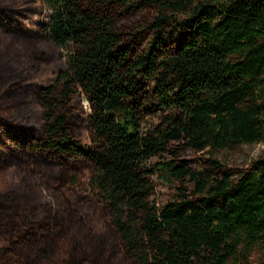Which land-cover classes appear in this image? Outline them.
I'll list each match as a JSON object with an SVG mask.
<instances>
[{
  "label": "trees",
  "instance_id": "16d2710c",
  "mask_svg": "<svg viewBox=\"0 0 264 264\" xmlns=\"http://www.w3.org/2000/svg\"><path fill=\"white\" fill-rule=\"evenodd\" d=\"M260 143L264 0H0V264H264Z\"/></svg>",
  "mask_w": 264,
  "mask_h": 264
},
{
  "label": "rangeland",
  "instance_id": "374dc122",
  "mask_svg": "<svg viewBox=\"0 0 264 264\" xmlns=\"http://www.w3.org/2000/svg\"><path fill=\"white\" fill-rule=\"evenodd\" d=\"M44 15L42 17V20L47 19V15L50 12V9L48 7H44L43 9ZM65 59L57 60L56 62L46 65L43 70L40 72V74L36 77V81L46 83L48 82L52 76L54 75V72L58 70L59 68H64L67 66V50L64 51ZM86 106H88L87 100H85ZM264 155V144L260 143L255 146L249 147L245 146L242 148V150L236 155V156H228L227 158V165L231 168L233 167H246L251 161L259 158L260 156ZM2 177L3 174H2ZM0 175V178H2ZM172 194V191L169 190L167 186L160 185L158 186L156 190V198H158L159 201H165L168 196ZM6 242V238L4 236H0V246L3 245Z\"/></svg>",
  "mask_w": 264,
  "mask_h": 264
}]
</instances>
